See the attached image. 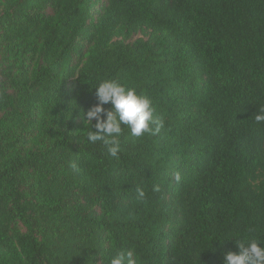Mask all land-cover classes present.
<instances>
[{
	"label": "trees",
	"instance_id": "trees-1",
	"mask_svg": "<svg viewBox=\"0 0 264 264\" xmlns=\"http://www.w3.org/2000/svg\"><path fill=\"white\" fill-rule=\"evenodd\" d=\"M104 80L164 122L123 127L118 158L87 140ZM262 108L264 0H0V264H223L264 246Z\"/></svg>",
	"mask_w": 264,
	"mask_h": 264
},
{
	"label": "clouds",
	"instance_id": "clouds-1",
	"mask_svg": "<svg viewBox=\"0 0 264 264\" xmlns=\"http://www.w3.org/2000/svg\"><path fill=\"white\" fill-rule=\"evenodd\" d=\"M96 87L97 103L91 106L84 121L95 120V130L87 133L89 143H102L111 157L118 158L121 143L118 137L127 127L133 137L156 134L164 126L162 119L154 115V109L147 96L137 94L135 89L126 88L115 80H104ZM111 104V109L104 105ZM257 122L264 121V108L254 116ZM75 167V165H73ZM159 191V187H154ZM138 199L145 197L142 188H137ZM239 251L224 253L223 264H264V246L256 240L237 242ZM131 250H118L109 259V264H133Z\"/></svg>",
	"mask_w": 264,
	"mask_h": 264
}]
</instances>
